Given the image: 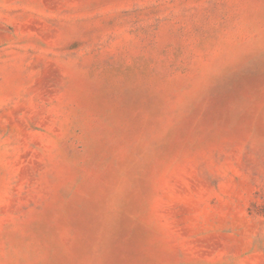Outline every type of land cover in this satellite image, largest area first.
Returning a JSON list of instances; mask_svg holds the SVG:
<instances>
[{
	"label": "rangeland",
	"instance_id": "obj_1",
	"mask_svg": "<svg viewBox=\"0 0 264 264\" xmlns=\"http://www.w3.org/2000/svg\"><path fill=\"white\" fill-rule=\"evenodd\" d=\"M0 264H264V0H0Z\"/></svg>",
	"mask_w": 264,
	"mask_h": 264
}]
</instances>
